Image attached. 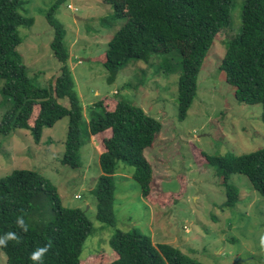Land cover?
<instances>
[{
  "label": "rangeland",
  "instance_id": "1",
  "mask_svg": "<svg viewBox=\"0 0 264 264\" xmlns=\"http://www.w3.org/2000/svg\"><path fill=\"white\" fill-rule=\"evenodd\" d=\"M57 1L23 0L20 10L25 16H33L35 22L31 27H19L23 41L18 50L35 84L43 87L50 85L60 68L50 45L54 28L46 17ZM236 2L229 27L222 30L199 73L197 95L183 120L178 117L181 69L170 73L164 70L168 61L177 64V54L172 60L167 54L154 55L150 62L132 59L121 68L116 80L109 82L100 58L125 19L112 18L113 8L103 0L58 3L53 17L65 30L69 64L86 121L81 166L72 168L62 162L68 132V117H63L53 127L44 128L39 143L27 129L8 135L0 132V181L15 169L35 170L57 186L64 206L84 209L93 228L83 245V261L100 250L110 252L109 240L116 228H138L155 243H171L205 264H264V247L260 244L264 197L245 175L236 173L230 182L240 188V199L233 208L225 206L226 188L217 167L211 166L204 155L244 154L264 147L262 106L238 102L234 87L221 69L227 40L241 30L244 0ZM3 84L0 79V87ZM106 95L141 106L163 124L154 145L144 150L154 171L150 197H143L132 166L123 161L117 165L116 226L96 216L95 191L102 174L100 150L87 132L94 102ZM10 106L0 91V121ZM35 117L36 113L31 123ZM0 264H7L1 248Z\"/></svg>",
  "mask_w": 264,
  "mask_h": 264
},
{
  "label": "trees",
  "instance_id": "2",
  "mask_svg": "<svg viewBox=\"0 0 264 264\" xmlns=\"http://www.w3.org/2000/svg\"><path fill=\"white\" fill-rule=\"evenodd\" d=\"M103 1L112 6V18L125 19L100 58L109 82L115 81L121 68L132 59L150 62L154 55L167 54L172 60L177 54V64L168 61L164 70L170 73L181 69L178 117L185 119L197 95L199 73L222 30L229 27L236 0ZM60 2L46 13L54 28L50 45L60 68L50 85L43 87L35 84L18 50L23 41L19 27H31L35 18L21 13L23 0H0V79L4 80L0 91L11 102L0 121V132L8 135L27 129L39 143L45 127H53L68 117L62 162L78 168L86 121L69 64L65 30L53 17ZM241 20L240 32L226 42L221 69L235 89L236 100L261 105L264 121V0H244ZM91 112L87 132L98 144L102 169L95 191L96 216L116 226L117 165L123 161L132 166L143 197H150L154 171L144 150L154 145L163 124L141 106L116 96H102L94 102ZM204 155L211 166L217 167L226 188L225 206L233 208L239 202L240 188L230 182L236 173L245 175L252 188L264 197V147L244 154ZM17 216H23L29 225L26 232L16 225ZM92 228L87 212L64 206L57 186L38 171L15 169L0 181V234L13 231L18 237L6 247L0 246L7 255V264H33L29 254L45 244L50 247L43 264H205L171 243H155L138 228H116L109 240L111 251L100 250L83 261V245Z\"/></svg>",
  "mask_w": 264,
  "mask_h": 264
},
{
  "label": "clouds",
  "instance_id": "3",
  "mask_svg": "<svg viewBox=\"0 0 264 264\" xmlns=\"http://www.w3.org/2000/svg\"><path fill=\"white\" fill-rule=\"evenodd\" d=\"M16 225L21 228L23 231H27L29 225L25 223V219L23 216H17L16 218ZM17 234L13 231H8L3 234H0V246L6 247L8 245V242L10 240H17ZM260 244L262 247H264V235L261 236L260 238ZM50 245L45 244L44 246L36 247L34 251H32L29 254L28 259L33 261V264H43V259H44V254L48 252Z\"/></svg>",
  "mask_w": 264,
  "mask_h": 264
},
{
  "label": "built area",
  "instance_id": "4",
  "mask_svg": "<svg viewBox=\"0 0 264 264\" xmlns=\"http://www.w3.org/2000/svg\"><path fill=\"white\" fill-rule=\"evenodd\" d=\"M72 6H71V4L69 5V8H71Z\"/></svg>",
  "mask_w": 264,
  "mask_h": 264
},
{
  "label": "water",
  "instance_id": "5",
  "mask_svg": "<svg viewBox=\"0 0 264 264\" xmlns=\"http://www.w3.org/2000/svg\"><path fill=\"white\" fill-rule=\"evenodd\" d=\"M70 12V10H68Z\"/></svg>",
  "mask_w": 264,
  "mask_h": 264
}]
</instances>
